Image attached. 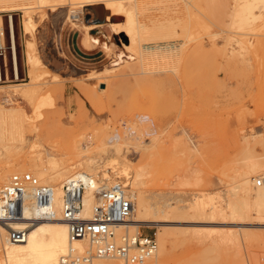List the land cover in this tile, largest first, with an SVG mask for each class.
Segmentation results:
<instances>
[{"label": "rangeland", "instance_id": "374dc122", "mask_svg": "<svg viewBox=\"0 0 264 264\" xmlns=\"http://www.w3.org/2000/svg\"><path fill=\"white\" fill-rule=\"evenodd\" d=\"M122 1L130 8L138 2L145 13L142 22H134L137 32L130 50L123 46L127 43L124 33L116 37L128 57H123L118 45H113L106 50L110 57L107 64L77 71L75 78L66 77L62 37L69 31V25L87 28L86 15H94L91 6L67 5L56 9L44 6L0 12L5 14L4 40L0 39V43L6 47L9 72V77L0 81V105L4 98H9L12 102L4 104L20 107L27 116L26 140L19 146L18 155L13 152L16 149L8 147L13 152L9 153L8 148L0 145V174L6 165L18 168L19 158L25 154L39 153L44 157L46 149L53 150L60 163L61 155L66 158L61 164L68 167L77 156L94 158L96 163L117 156L136 167L145 160L153 142L145 132L140 139L130 136L124 127L136 114H143L158 133L150 159L152 176L157 181L152 177L144 191L170 192L183 197L198 192L219 199L237 184L243 166L239 155L244 152L246 140L253 133L264 134V3L255 2L250 18L239 23L234 15V0H197V6L194 0ZM169 1L176 5L177 13L169 7ZM187 10L209 28L207 25L206 31L198 28L195 17H187ZM9 15L15 36L17 77L10 50ZM73 16L78 17L73 20ZM108 20L114 22L111 16ZM162 20L173 25L165 28ZM28 21L32 25L25 33L23 25ZM188 35L194 38L186 41ZM183 41L186 43L178 48ZM31 54L39 57L37 69L30 65ZM1 63L5 66L2 59ZM28 83H35L39 94L32 102L16 94L14 102L10 97L12 91L22 87L14 85ZM71 84L78 94L72 91ZM113 132H119L117 138L112 137ZM181 142L192 150L190 158L179 153ZM186 169L190 170L184 175ZM175 175L183 176L175 178ZM255 177L258 178L251 179ZM7 182L0 179V187ZM226 220L223 214L219 216L220 222ZM178 222L171 220L167 225L176 231L180 228L189 231L174 233L177 242L170 250L171 264H187L190 260L199 264L210 248L209 236L215 230L244 231L249 249L259 251L264 245V220L260 221L253 211L241 226L197 224L192 219L184 224ZM152 228L158 231L157 227ZM232 247L224 245L212 254L214 264H228L234 252ZM262 251L264 254V247L259 255Z\"/></svg>", "mask_w": 264, "mask_h": 264}, {"label": "bare ground", "instance_id": "6f19581e", "mask_svg": "<svg viewBox=\"0 0 264 264\" xmlns=\"http://www.w3.org/2000/svg\"><path fill=\"white\" fill-rule=\"evenodd\" d=\"M194 1L195 6H197V0ZM234 2V15L238 17L239 23H245V21L250 18L249 15H252L251 8L254 3H264V0H234ZM67 5H71V8L75 5H78L79 7H83L84 5L89 7L102 5L103 8L109 12V14L106 15L107 18L110 16H120L121 19L119 21L111 22L110 27L114 33H124L127 43L123 46L129 50L135 42V35L137 32L133 27L134 22L137 24L142 22L145 16L144 10L138 2L135 1L132 4V8H130L122 0H0V12L11 11L14 9L29 11V9L32 7L40 8L44 6L56 9L58 7H67ZM169 7L174 12H176V5L173 4L172 1H169ZM220 10L221 8L219 11ZM186 14L188 18L197 16L195 15L192 17V13L188 10ZM9 18V37L14 60V73L17 77L18 71L12 16L9 15ZM194 19L196 24L200 25L198 28L200 27L202 31H206V27L204 26L207 24L199 17H195ZM161 23L165 28L171 27L173 25V23H168L166 20H162ZM31 25V21H28L23 25L25 33L28 32V30L31 28ZM0 26H3L2 15H0ZM86 27L89 28L90 26ZM207 27L209 28L208 25ZM193 38L189 37L188 35L186 41H191ZM1 39L4 40V34H2ZM186 41H183L181 44H179L178 48L182 47ZM38 59L39 57L36 58L33 54L29 55L28 57V60L31 63L30 65L34 67V69H37V65L39 63ZM14 86L22 87L12 91L10 97L19 94L25 99L27 98L28 102H32L33 98H36V95L39 94V88L36 87L35 83ZM9 92L11 93V91ZM9 100V98H4L5 103H7ZM13 101L15 102V98ZM4 102H2L3 104L1 103L0 105V145L3 148L10 147V149H16L13 152L15 155H18L19 151H21L19 146L24 144L23 142L26 140L24 122L26 121L27 116L20 107H16L13 104V106H8L5 105ZM148 119L149 117L147 115L136 114L135 118L131 120L129 119L130 122L128 124L125 123L126 125L124 127V132L129 133L130 136L136 137L137 139H140L142 136L141 133L145 132L151 137L154 147V142L158 136V133L155 130L156 128L152 126ZM118 135L119 132H113L112 137L117 138ZM263 137L264 134L262 132L256 134L253 133L251 135V139L246 140L244 152L242 150L243 154L240 153L239 155V157H242L241 159L243 166H241V172L238 173L237 184L233 188L224 192V195H220L219 199L216 197L206 196L198 192L191 193L189 197H183L182 195L170 192L162 193L151 191L147 193L144 191V186L151 183L150 181L153 177V164L150 161L153 154V147L149 149L145 160L136 167L130 166L117 156L105 158L100 163H96L95 160H93L94 158L77 156L73 161L71 160L74 164L72 166L69 165L70 167H68V165L65 166L64 164H61L62 161H66V158L65 160L62 159L63 156L61 155V163L60 161L58 162V159H55L53 150L51 152L50 149H46L45 153H43L45 154L44 157H42L39 153L25 154L23 157L19 158L20 166L18 168H16L13 164L9 166L6 165L4 168H2L1 172H3V174H0V179L6 182L9 180L8 178L11 177L9 175L10 173L15 172L14 174H21L17 172L26 170L27 173L38 178L41 183L52 186L54 189V196L51 210L54 216L52 219L40 220L34 223L29 228L25 239L21 242L10 241L7 237L5 229H0V264H58L60 257L65 255L71 248L75 249L78 253H84L93 249L88 239H78L73 241L69 239L67 225L65 221L62 220L61 216L62 185L76 176L86 175L92 178L93 185L95 187L98 185L103 187L120 185L122 189L126 191L128 197L133 203V212L128 222L119 225L116 228V238H120L125 230L129 232L130 230H134L131 232H138L141 227H157L158 231L155 232L158 244L156 264H171V259L169 258L170 250L173 249V246H176L175 243L177 242L175 237L176 235L174 236V233H186L189 231L187 228H180L177 229V231L173 230V228L171 229L172 226L169 228L167 224H169L171 220H175L176 222L179 221L183 224L186 223L187 219H192V222H196L197 224L211 223V225H217L220 223H229L234 226H241L247 223V217L253 211L255 214H257L258 219L262 221L264 220ZM34 143L32 146L30 145L32 149ZM185 144L181 142L179 153L182 152L184 155L190 158L193 155V152L190 149L187 150L185 148ZM10 149L8 148V151ZM13 152H11V150L9 151V153ZM75 168L77 169L76 171L74 170ZM48 169H52V171L48 172ZM189 170L190 169H186V174H183L187 175ZM181 171L179 170V172ZM175 176V178H177L183 175ZM253 176H257L258 178L262 179V184L260 186L256 185V180L258 178L255 177L253 180L251 179ZM5 177H7L6 180L4 179ZM153 179L155 178L153 177ZM162 179L164 180L163 177ZM155 181L157 180L155 179ZM252 183L254 186L253 193L251 192ZM221 201L223 202L224 206L221 205ZM83 203L84 206L81 217L83 219H90L92 216L93 206L95 204V196L91 190H88L85 193ZM33 213L34 209L29 207L25 212V216L30 217ZM221 214L226 217V222L219 221V216ZM25 223L26 221H22L19 224L24 225ZM170 240H173L171 244H169ZM209 240L210 248H208V252L204 255V257H202V261L199 264H214L215 257L212 254L218 253L224 247V245H231V247L233 246L231 251L233 249L234 252L230 257L228 264H264V259L262 258L264 255L263 251L260 254L262 257L259 255V251L263 249L264 245L261 247V249L258 248L259 251H257V249H249L248 245L246 244L248 238L246 237L244 231L239 232L231 230L229 233H225L215 230L209 236ZM194 261L195 260L187 261V264H198ZM92 264L123 263L119 259H96Z\"/></svg>", "mask_w": 264, "mask_h": 264}, {"label": "built area", "instance_id": "2783aa9c", "mask_svg": "<svg viewBox=\"0 0 264 264\" xmlns=\"http://www.w3.org/2000/svg\"><path fill=\"white\" fill-rule=\"evenodd\" d=\"M4 27L0 26V39ZM5 45L0 43V58L5 56ZM262 179L256 180L260 186ZM95 196L90 219L81 217L85 193ZM52 186L43 184L29 173L14 174L0 187V229H5L12 242H21L29 228L40 220L53 218ZM31 207L34 213L25 216ZM133 203L120 185H93L92 178L76 176L62 185L61 216L71 241L88 239L93 249L78 253L71 248L61 256L58 264H92L96 259H119L123 264H156L158 244L153 228L141 227L138 232L125 231L116 238L115 230L130 219ZM26 221L24 225L19 223ZM142 229V230H141ZM145 229V230H144Z\"/></svg>", "mask_w": 264, "mask_h": 264}, {"label": "crops", "instance_id": "0c3cea01", "mask_svg": "<svg viewBox=\"0 0 264 264\" xmlns=\"http://www.w3.org/2000/svg\"><path fill=\"white\" fill-rule=\"evenodd\" d=\"M4 15H2V17H4ZM77 17L73 16V20ZM86 17L84 26H90L89 28H75L69 25V31L62 37V50L66 58V68L68 69L67 78H75L77 71L85 72L93 70L96 67L104 66L110 60L106 50L110 49L113 45H118V40L116 39L118 34L112 31L110 27L111 22L106 16H104L102 22L101 20L95 19V16L92 14L86 15ZM99 17H101V15H99ZM118 48H120L119 50H121L120 53L123 54V57H128V53L123 51L119 45ZM117 53H119V51ZM1 59L4 61L5 66H2ZM6 61L7 56L5 50L4 58H0V81H3L4 77H9ZM72 73L74 75L70 76L69 74ZM71 86L72 91L78 94L74 88V84H71ZM74 96L75 95L72 97Z\"/></svg>", "mask_w": 264, "mask_h": 264}, {"label": "water", "instance_id": "95a60500", "mask_svg": "<svg viewBox=\"0 0 264 264\" xmlns=\"http://www.w3.org/2000/svg\"><path fill=\"white\" fill-rule=\"evenodd\" d=\"M89 9H91L94 12L95 19L101 20V22L103 21L104 16L109 14V12L107 10H105L102 5H95L93 7H90ZM99 15H101V17H99ZM111 19L113 21H119L121 19V17L120 16H111ZM103 86L104 85H102V87Z\"/></svg>", "mask_w": 264, "mask_h": 264}]
</instances>
